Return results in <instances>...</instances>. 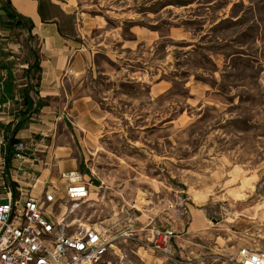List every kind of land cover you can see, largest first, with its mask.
Masks as SVG:
<instances>
[{"label":"rangeland","instance_id":"rangeland-1","mask_svg":"<svg viewBox=\"0 0 264 264\" xmlns=\"http://www.w3.org/2000/svg\"><path fill=\"white\" fill-rule=\"evenodd\" d=\"M81 3L88 13L125 29L129 18L164 31L183 23L194 41L168 37L156 46L160 56L168 44L176 58L166 74L171 88L156 97L149 83L124 77L128 67L122 62L104 52L97 55L85 88L75 90V95H92L104 109L93 134L66 111L57 113L51 131H44L49 149L52 144L61 158L76 161L75 169L89 181L90 198L58 200L54 210L67 212L61 217L72 223L71 230L82 222L104 227L114 238L119 264H146V252L155 264H238L246 245L263 252L264 0ZM8 22L1 14L0 57L13 54L7 62L19 67L33 58L30 36L21 26L3 35ZM8 41L13 51L3 48ZM143 65L137 61L136 66ZM189 71L208 86L196 98L185 84ZM92 119L87 120L91 127ZM68 149L71 155H64ZM202 210L211 219L208 228L189 231ZM132 222L174 226L180 235L174 240L175 258L141 246L128 233Z\"/></svg>","mask_w":264,"mask_h":264},{"label":"crops","instance_id":"crops-1","mask_svg":"<svg viewBox=\"0 0 264 264\" xmlns=\"http://www.w3.org/2000/svg\"><path fill=\"white\" fill-rule=\"evenodd\" d=\"M5 1L0 0V15L5 14L3 8ZM191 3L180 6H188ZM167 6L168 4L163 5L157 13H163V9H167ZM11 7L17 13L32 19L34 25L28 29L8 23L9 28H3L5 32L2 34L9 35L11 27H23L22 29L31 36L28 41L31 43L33 58L29 57V60L19 63V67H11L7 61L13 57V54L0 57V104L6 103L12 109L20 110L23 107L21 103L23 87L29 82L37 83L38 91L35 94L43 101L38 112L39 117L30 118L18 130L16 135L22 139L34 133L51 131L57 123L59 117L57 113L64 111L67 115L74 116L75 123L79 127L83 126L88 130L87 135L93 134L90 131L97 128V121L102 118L104 109L92 95H75V93L80 87L85 88L82 84L85 75L91 71L100 52L128 67L124 77L149 83V92L156 97L171 88L173 80L166 74L176 61L168 44L164 47V54L160 56L154 53L156 46L168 37L186 42L194 41L189 35L191 31L180 22L166 23L170 25L167 31L162 27L138 23L132 18L128 20L132 23L127 29L119 23L109 25L105 16L88 13L83 8L81 0H11ZM7 20L10 19L7 17ZM12 47L8 41L7 46L3 48H10L13 51ZM35 61L38 63V68L33 66ZM137 61L143 62L144 65L136 66ZM69 67L72 71L68 70ZM154 68V71L151 70ZM17 71L19 74H16ZM185 84L190 89L191 98H196V94L197 97L201 96L208 88L206 82H202L191 71L185 77ZM92 118L96 119V122L91 127L87 120H93ZM75 129H78L77 126L74 128L76 132ZM71 135L73 136V133ZM71 152L72 149H68L63 154L68 156ZM46 158L49 166H38L44 178L52 176L58 179L63 170L78 167L73 158H61L59 150H54L52 144ZM209 220L211 219L205 210L198 211L190 221L188 230L207 229ZM195 224L197 225L192 227ZM199 250L202 251L201 248ZM145 255L147 264L156 263L148 252Z\"/></svg>","mask_w":264,"mask_h":264},{"label":"built area","instance_id":"built-area-1","mask_svg":"<svg viewBox=\"0 0 264 264\" xmlns=\"http://www.w3.org/2000/svg\"><path fill=\"white\" fill-rule=\"evenodd\" d=\"M31 95L35 105L33 89ZM36 114L31 111L30 118ZM20 120L18 108L0 104V264H119L114 238L104 227L82 222L71 230L72 223L61 217L67 212L54 210L58 200L87 198L89 181L78 169L63 170L58 179L42 177L38 166H49L48 133L19 138ZM12 137L17 139L11 142ZM129 229L141 246L175 258L174 240L180 235L174 226L136 227L132 222ZM236 261L264 264V253L244 246Z\"/></svg>","mask_w":264,"mask_h":264},{"label":"trees","instance_id":"trees-1","mask_svg":"<svg viewBox=\"0 0 264 264\" xmlns=\"http://www.w3.org/2000/svg\"><path fill=\"white\" fill-rule=\"evenodd\" d=\"M3 8L5 10L6 16L10 19V20H8L9 24H18V25H21L23 27H27L28 29H31L32 26L34 25V22L32 19L27 18L26 16H23L22 14H19L14 9H12L11 0H6L4 5H3ZM33 66L38 68L37 61H35L33 63ZM36 85H37V83L29 82L23 87L24 91H23V96H22V100H21L23 107L20 109L21 120L16 127L17 130L21 129L23 127V125L25 124V122H27L30 119V112L31 111L39 112L40 107L43 104V101L37 99V102L34 105L33 96L31 95V89H33L35 92H37L38 89L36 88ZM16 139L17 138L12 137L11 142L16 140Z\"/></svg>","mask_w":264,"mask_h":264},{"label":"bare ground","instance_id":"bare-ground-1","mask_svg":"<svg viewBox=\"0 0 264 264\" xmlns=\"http://www.w3.org/2000/svg\"><path fill=\"white\" fill-rule=\"evenodd\" d=\"M88 195H89V197H88L87 199H89V198H90V192L88 193Z\"/></svg>","mask_w":264,"mask_h":264}]
</instances>
